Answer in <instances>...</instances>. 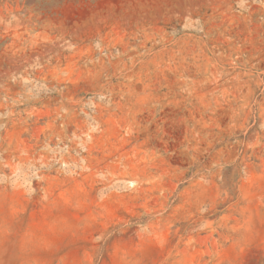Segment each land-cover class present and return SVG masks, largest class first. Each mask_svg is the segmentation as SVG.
Returning a JSON list of instances; mask_svg holds the SVG:
<instances>
[{"label": "rangeland", "instance_id": "1", "mask_svg": "<svg viewBox=\"0 0 264 264\" xmlns=\"http://www.w3.org/2000/svg\"><path fill=\"white\" fill-rule=\"evenodd\" d=\"M0 264H264V0H0Z\"/></svg>", "mask_w": 264, "mask_h": 264}]
</instances>
